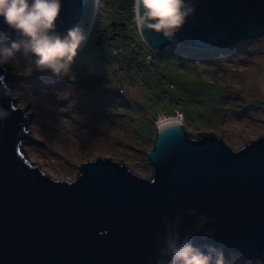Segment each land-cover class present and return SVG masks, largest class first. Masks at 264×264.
<instances>
[{"label":"water","instance_id":"water-1","mask_svg":"<svg viewBox=\"0 0 264 264\" xmlns=\"http://www.w3.org/2000/svg\"><path fill=\"white\" fill-rule=\"evenodd\" d=\"M195 3L174 40L144 31V45L152 53L173 45L223 49L264 35V0ZM61 4L58 31L79 24L88 39L92 0ZM15 38L0 21V40ZM13 75L20 74L0 68V109L8 113L0 120V264H156L163 218L171 223L183 213V234L197 222L192 209L208 217L195 246L221 249L224 259L264 256V132L231 149L215 134L168 120L156 124L146 150L149 178L97 156L76 165L75 178L56 179L22 153L32 116L10 93ZM209 228L216 232L205 237Z\"/></svg>","mask_w":264,"mask_h":264},{"label":"rangeland","instance_id":"rangeland-1","mask_svg":"<svg viewBox=\"0 0 264 264\" xmlns=\"http://www.w3.org/2000/svg\"><path fill=\"white\" fill-rule=\"evenodd\" d=\"M133 4L100 0L87 45L62 76L26 74L30 57L22 53L18 68L5 66L20 74L8 86L32 116L22 153L52 178H75L76 165L97 156L149 178L146 150L161 117L182 115L187 132H210L231 149L264 132V35L223 49L173 45L150 54ZM225 264H264V256L233 254Z\"/></svg>","mask_w":264,"mask_h":264},{"label":"clouds","instance_id":"clouds-1","mask_svg":"<svg viewBox=\"0 0 264 264\" xmlns=\"http://www.w3.org/2000/svg\"><path fill=\"white\" fill-rule=\"evenodd\" d=\"M99 4L100 0H92L94 12ZM196 6L195 0H134L133 24L138 33L152 31L172 41L187 17L195 13ZM61 8V0H0V21L16 37L8 44L0 42V68H18L17 53H22L30 57L23 70L26 74L47 71L59 77L68 73L87 33L79 24L58 31ZM7 116L0 109V120ZM182 215L178 214L171 223L163 218L164 234L158 237L156 264H225L221 249L193 244V237L204 231L208 217L190 210L189 215L196 216L197 222L193 230L182 234ZM215 232V228H209L204 235L212 237Z\"/></svg>","mask_w":264,"mask_h":264},{"label":"bare ground","instance_id":"bare-ground-1","mask_svg":"<svg viewBox=\"0 0 264 264\" xmlns=\"http://www.w3.org/2000/svg\"><path fill=\"white\" fill-rule=\"evenodd\" d=\"M133 3H134V1H133ZM133 6H134V4H133ZM132 6V7H133ZM97 11V10H96ZM94 12L93 13V15H92V20H91V23L95 20V17H96V14H97V12ZM132 13H133V10H132ZM133 15H134V13H133ZM92 26V25H91ZM90 26V27H91ZM90 27H89V29H90ZM88 29V30H89ZM141 34V33H140ZM168 120H180V122L182 123V117L178 114V116H169V117H161L159 120H158V122H157V125L158 124H160L161 122H165V121H168Z\"/></svg>","mask_w":264,"mask_h":264},{"label":"trees","instance_id":"trees-1","mask_svg":"<svg viewBox=\"0 0 264 264\" xmlns=\"http://www.w3.org/2000/svg\"><path fill=\"white\" fill-rule=\"evenodd\" d=\"M90 37V36H89ZM89 39V38H88ZM88 39H87V42H88ZM87 42H86V44L84 45V47L82 48V50L86 47V45H87ZM187 46H181V47H179V48H186ZM189 47V46H188ZM169 48V47H168ZM149 50V49H148ZM150 52V54H152V52L151 51H149ZM169 116V115H168ZM182 116V115H181ZM156 119H154V121H155Z\"/></svg>","mask_w":264,"mask_h":264},{"label":"built area","instance_id":"built-area-1","mask_svg":"<svg viewBox=\"0 0 264 264\" xmlns=\"http://www.w3.org/2000/svg\"><path fill=\"white\" fill-rule=\"evenodd\" d=\"M119 91H121V92H122V88H121V87L119 88Z\"/></svg>","mask_w":264,"mask_h":264}]
</instances>
